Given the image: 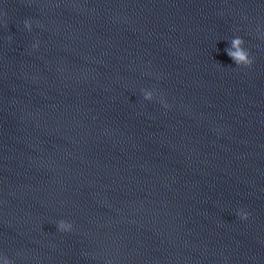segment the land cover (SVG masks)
<instances>
[{
    "label": "clouds",
    "instance_id": "obj_1",
    "mask_svg": "<svg viewBox=\"0 0 264 264\" xmlns=\"http://www.w3.org/2000/svg\"><path fill=\"white\" fill-rule=\"evenodd\" d=\"M24 27L31 31L32 25L28 20L24 21ZM245 41L241 37H235L230 41V47L225 51L227 55L235 62L236 66L250 67L253 64V59L250 57L249 51L244 47ZM33 47H38V44L33 45ZM143 97L147 101H152L154 99V92L149 90H143ZM161 103L165 108H168L169 105L161 100ZM238 216L241 220H247L249 218V213L244 210L238 212ZM60 232H70L73 228V225L70 222L61 220L56 225ZM6 264H13V261L6 257Z\"/></svg>",
    "mask_w": 264,
    "mask_h": 264
}]
</instances>
